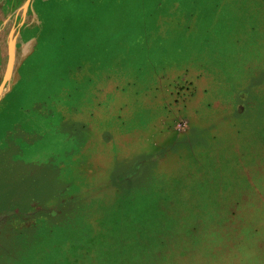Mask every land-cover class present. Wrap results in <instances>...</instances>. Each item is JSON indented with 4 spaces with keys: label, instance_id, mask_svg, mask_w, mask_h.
Returning a JSON list of instances; mask_svg holds the SVG:
<instances>
[{
    "label": "rangeland",
    "instance_id": "1",
    "mask_svg": "<svg viewBox=\"0 0 264 264\" xmlns=\"http://www.w3.org/2000/svg\"><path fill=\"white\" fill-rule=\"evenodd\" d=\"M37 2L0 0V264H264V0Z\"/></svg>",
    "mask_w": 264,
    "mask_h": 264
},
{
    "label": "crops",
    "instance_id": "2",
    "mask_svg": "<svg viewBox=\"0 0 264 264\" xmlns=\"http://www.w3.org/2000/svg\"><path fill=\"white\" fill-rule=\"evenodd\" d=\"M37 1H38V2H41V3H42V1H43V2H48V1H49V3H50L52 0H36V2H37ZM38 2H37V3H38Z\"/></svg>",
    "mask_w": 264,
    "mask_h": 264
}]
</instances>
